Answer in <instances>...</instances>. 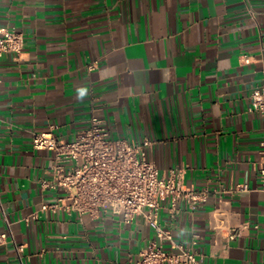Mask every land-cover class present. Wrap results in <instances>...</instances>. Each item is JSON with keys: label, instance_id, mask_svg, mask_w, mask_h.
<instances>
[{"label": "crops", "instance_id": "0c3cea01", "mask_svg": "<svg viewBox=\"0 0 264 264\" xmlns=\"http://www.w3.org/2000/svg\"><path fill=\"white\" fill-rule=\"evenodd\" d=\"M0 29L23 36L0 58V264H127L154 239L142 216L39 212L58 193L40 187L51 155L32 135L74 140L94 112L112 138L149 141L160 175L207 192L161 202L174 243L199 264H264V116L249 110L264 0H0Z\"/></svg>", "mask_w": 264, "mask_h": 264}, {"label": "built area", "instance_id": "2783aa9c", "mask_svg": "<svg viewBox=\"0 0 264 264\" xmlns=\"http://www.w3.org/2000/svg\"><path fill=\"white\" fill-rule=\"evenodd\" d=\"M22 47L21 33L0 29V58L18 54ZM93 68L89 67V70ZM249 110L264 116V87L251 92ZM56 129V126H50L31 137L34 150L51 155L47 177L40 181V187L58 193L56 200L42 205L39 212L62 210L91 217L103 212L120 216L123 223H131L142 216L155 237L127 264L200 263V258L191 249L174 243L169 232L160 227L158 217L163 200H170L171 210L175 211L178 200L193 207L200 205L207 197L206 191L185 188L180 175L173 171L167 177L160 175L147 156L149 141L130 144L112 138L95 112L91 114L88 126L74 140L58 137ZM258 178L264 193V167L259 169ZM244 191H247L246 185H237L232 192ZM37 215L38 212L32 213L28 221L37 219ZM6 237L0 235V241ZM166 244L178 252L166 251Z\"/></svg>", "mask_w": 264, "mask_h": 264}]
</instances>
